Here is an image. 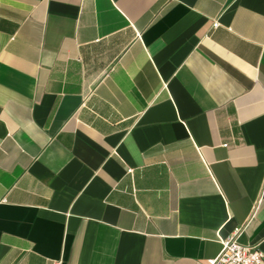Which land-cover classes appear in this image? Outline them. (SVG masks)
<instances>
[{"label":"crops","instance_id":"obj_1","mask_svg":"<svg viewBox=\"0 0 264 264\" xmlns=\"http://www.w3.org/2000/svg\"><path fill=\"white\" fill-rule=\"evenodd\" d=\"M263 88L264 0H0V264L264 254Z\"/></svg>","mask_w":264,"mask_h":264},{"label":"built area","instance_id":"obj_2","mask_svg":"<svg viewBox=\"0 0 264 264\" xmlns=\"http://www.w3.org/2000/svg\"><path fill=\"white\" fill-rule=\"evenodd\" d=\"M217 21L213 26H217ZM264 91V88H263ZM240 230L235 229L226 238H220L221 250L210 264H264V254L256 246L238 242Z\"/></svg>","mask_w":264,"mask_h":264}]
</instances>
